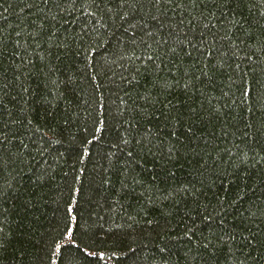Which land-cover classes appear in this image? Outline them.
Listing matches in <instances>:
<instances>
[{
    "label": "trees",
    "instance_id": "1",
    "mask_svg": "<svg viewBox=\"0 0 264 264\" xmlns=\"http://www.w3.org/2000/svg\"><path fill=\"white\" fill-rule=\"evenodd\" d=\"M0 264H264V0H0Z\"/></svg>",
    "mask_w": 264,
    "mask_h": 264
}]
</instances>
